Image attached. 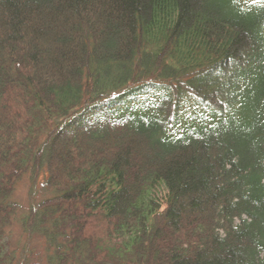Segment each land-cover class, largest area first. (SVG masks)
<instances>
[{"label": "trees", "instance_id": "1", "mask_svg": "<svg viewBox=\"0 0 264 264\" xmlns=\"http://www.w3.org/2000/svg\"><path fill=\"white\" fill-rule=\"evenodd\" d=\"M33 243L44 264H264L262 3L0 0V264Z\"/></svg>", "mask_w": 264, "mask_h": 264}, {"label": "rangeland", "instance_id": "2", "mask_svg": "<svg viewBox=\"0 0 264 264\" xmlns=\"http://www.w3.org/2000/svg\"><path fill=\"white\" fill-rule=\"evenodd\" d=\"M43 181L40 182L38 187H36L35 190V200L42 199L45 195V189H43ZM14 193V201L18 204V216L17 219L14 220V229L12 231V244L15 247L16 244H22L25 242V237L22 235L21 225L19 224V219L27 213L28 208L30 206V192L32 189H30V181L28 178L24 177V179L20 182V184L17 185ZM32 250L34 254L33 264H44L45 258L43 255V249L40 247V243L38 244H32Z\"/></svg>", "mask_w": 264, "mask_h": 264}, {"label": "snow or ice", "instance_id": "3", "mask_svg": "<svg viewBox=\"0 0 264 264\" xmlns=\"http://www.w3.org/2000/svg\"><path fill=\"white\" fill-rule=\"evenodd\" d=\"M254 2L262 3V5H264V0H254Z\"/></svg>", "mask_w": 264, "mask_h": 264}]
</instances>
